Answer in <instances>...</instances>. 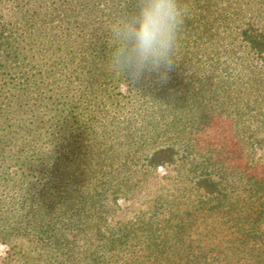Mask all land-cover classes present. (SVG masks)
<instances>
[{"label":"rangeland","instance_id":"rangeland-1","mask_svg":"<svg viewBox=\"0 0 264 264\" xmlns=\"http://www.w3.org/2000/svg\"><path fill=\"white\" fill-rule=\"evenodd\" d=\"M255 1L236 0L225 35L247 22L264 31ZM177 44L166 83L124 81L107 64L43 60L38 86H12L17 101L0 107V215L16 222L40 211L44 220L59 215L63 228L48 240L32 223L0 239V264H264V204L259 193L249 196L248 180L264 191V116L257 114L264 64L238 39L214 59L210 50L194 56L192 44ZM167 146L176 151L172 161L149 166V154ZM206 162L231 187L220 207L196 185ZM121 234V248L97 255Z\"/></svg>","mask_w":264,"mask_h":264},{"label":"trees","instance_id":"trees-1","mask_svg":"<svg viewBox=\"0 0 264 264\" xmlns=\"http://www.w3.org/2000/svg\"><path fill=\"white\" fill-rule=\"evenodd\" d=\"M188 1L189 6L186 8L187 14L184 25L178 35L179 38L184 37L185 39H178L177 43L179 42L181 45L185 43L187 46L192 44L191 48L193 47L192 54L194 56L199 55L198 53L202 50H210L212 59H214L216 55L220 54L218 52L219 47L229 48L238 39L239 42H243V46L248 52L264 64L263 30L247 22L235 36L224 34L225 29L230 26L229 15L237 16L236 0ZM127 7H130L128 0H0L1 109L3 105H6L7 108L14 101H17L15 100L16 94L12 92L13 87L15 90H20L28 88L30 85H33L32 88H34L37 85V74L42 77L37 62L40 63L43 60H46V62H60V64L65 62L72 63L77 67L107 64L109 52L107 27ZM253 10L256 14H263L264 0H256ZM178 53V51L175 52V57ZM225 53L229 57L228 59L225 57L224 60L225 67H227L229 59L233 58L235 53L232 48ZM185 61L187 60H182V62ZM211 62L212 64H221L222 61L211 60ZM33 79L34 81L30 82L32 84L26 83L23 85L24 82ZM25 92H19L17 99L26 94ZM259 94L262 95V99L259 101L264 103L263 91H260ZM4 113L3 110L0 113V124L4 122L1 121ZM257 114L264 116V110L259 109ZM4 142L3 136L0 135V146ZM175 153L176 151L172 146L158 148L149 154L147 164L152 167L163 166L172 161ZM213 165L209 163L208 166H204L207 169V176L201 175L197 179L196 185L208 194H215V206L220 207L225 201L229 200V189L231 187L227 184L225 176L209 169ZM27 169L30 170V165L24 166V170ZM3 173L5 172L3 171ZM212 173L216 175L217 179L212 177ZM22 177L23 180L27 179L26 176ZM248 180L253 186L252 195L249 196H257L259 193L257 199H262L264 204V191L260 190L255 180L253 181L250 178ZM18 186L19 184L13 182L11 189L17 191ZM105 186L106 184L99 185L95 187V191H100ZM88 198H91V203L97 202V199L92 195ZM41 199L45 200L43 196ZM84 214L79 212L77 216L79 219L86 216V221H91L88 218L89 215ZM250 214L251 212L246 214L245 218L251 217ZM44 216L40 211L36 213L28 210L25 214L19 216L20 220L16 219V222H11L7 216L0 215V239L5 241L10 234L31 227L32 223L41 230V237L48 240L59 237L63 228L62 222V225H59V215L48 220H44ZM258 219L260 217L250 219L253 222L251 221V230H249L250 233L246 237H250L255 232L254 229H256L255 225ZM121 235L120 240L106 242L104 246L99 247V254L97 255H105L108 252V254L113 255L114 250L121 248L124 243L122 238L124 235Z\"/></svg>","mask_w":264,"mask_h":264},{"label":"clouds","instance_id":"clouds-1","mask_svg":"<svg viewBox=\"0 0 264 264\" xmlns=\"http://www.w3.org/2000/svg\"><path fill=\"white\" fill-rule=\"evenodd\" d=\"M107 27L108 70L124 81L155 76L166 83L177 61L178 35L187 9L181 0H128Z\"/></svg>","mask_w":264,"mask_h":264}]
</instances>
